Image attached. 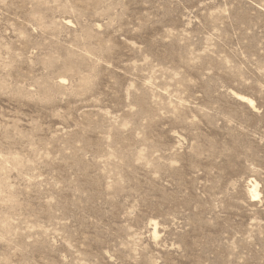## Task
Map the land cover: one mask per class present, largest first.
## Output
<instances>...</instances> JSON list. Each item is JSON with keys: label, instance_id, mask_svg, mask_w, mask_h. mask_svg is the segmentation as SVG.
<instances>
[{"label": "rangeland", "instance_id": "1", "mask_svg": "<svg viewBox=\"0 0 264 264\" xmlns=\"http://www.w3.org/2000/svg\"><path fill=\"white\" fill-rule=\"evenodd\" d=\"M0 264H264V0H0Z\"/></svg>", "mask_w": 264, "mask_h": 264}, {"label": "bare ground", "instance_id": "2", "mask_svg": "<svg viewBox=\"0 0 264 264\" xmlns=\"http://www.w3.org/2000/svg\"><path fill=\"white\" fill-rule=\"evenodd\" d=\"M243 99H245L246 101L252 103V100H250L249 98H246V97H242ZM256 188H257V184H252L251 185V188H250V193L252 196H255L256 195Z\"/></svg>", "mask_w": 264, "mask_h": 264}]
</instances>
